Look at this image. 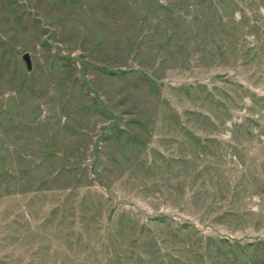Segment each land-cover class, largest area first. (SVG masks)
<instances>
[{
    "label": "rangeland",
    "instance_id": "1",
    "mask_svg": "<svg viewBox=\"0 0 264 264\" xmlns=\"http://www.w3.org/2000/svg\"><path fill=\"white\" fill-rule=\"evenodd\" d=\"M0 264H264V0H0Z\"/></svg>",
    "mask_w": 264,
    "mask_h": 264
},
{
    "label": "water",
    "instance_id": "2",
    "mask_svg": "<svg viewBox=\"0 0 264 264\" xmlns=\"http://www.w3.org/2000/svg\"><path fill=\"white\" fill-rule=\"evenodd\" d=\"M23 60L26 63L27 68L30 70L32 68V63H31V60H30V55L28 53L27 54H24L23 55Z\"/></svg>",
    "mask_w": 264,
    "mask_h": 264
}]
</instances>
